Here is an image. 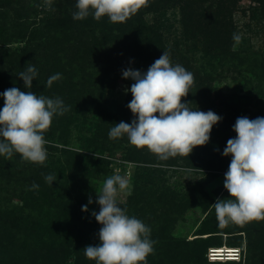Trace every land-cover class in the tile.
<instances>
[{
  "label": "trees",
  "instance_id": "1",
  "mask_svg": "<svg viewBox=\"0 0 264 264\" xmlns=\"http://www.w3.org/2000/svg\"><path fill=\"white\" fill-rule=\"evenodd\" d=\"M235 1L146 0V3L141 4L126 22L112 23L106 16L97 21L90 14L88 21L82 20V23L79 24L77 23L79 20L74 19H72L73 23H65L63 18L57 15L55 9L50 11L51 13L49 12L47 17L43 16L38 20L36 15L40 11L45 12L46 9L38 10L39 3L31 5L29 0H19L18 2L0 0V93L12 87L23 91L24 85L22 84L24 82L18 75L25 70L26 63L30 62L37 72H40L33 81V86L39 87L38 95H46L49 98L59 97L70 109L63 115V118L54 116L52 121L64 122L65 119H72V116L76 117L75 121H78L79 110L85 113L88 109H96L99 107V100L96 98L86 100L73 93L75 88L72 86L75 83L82 81L87 75L92 77L91 75L94 76V74H64L62 70L60 71L59 66L67 60V56L73 59L74 57L79 58L77 59L79 68L83 69L82 59H87L88 55L95 58L94 54H98L100 49L97 48L98 45L102 49H110L111 53L115 55L120 48L128 45L133 47L132 53L135 55L130 56L129 50H126L127 55L121 59L123 60L122 65L129 68L146 72L163 54V51L169 53L172 63L189 67L191 64L189 55L196 48V37H200V35L208 37L210 48L221 38L233 39L230 32L235 27L233 11ZM256 1L264 4V0ZM15 3H21V8H16L13 5ZM6 8L15 10V14L11 15ZM171 8H177L178 12L169 13ZM60 10L62 12V9ZM261 12L264 14V6L261 7ZM149 13H152L153 19L147 18ZM177 15L179 18H176ZM171 19L174 21L178 19L180 24L179 29L174 30L176 35L173 39L167 33L171 27L173 28ZM50 26H56L55 29H51V34H56V30H61V27L65 32V44L60 43L54 48L59 50L58 59L57 52L51 53L50 48L49 50L47 48L49 44L56 43V41H51V38L41 40L42 50L36 47L40 32ZM7 28H12L15 32L12 34ZM204 29L207 31L205 35L201 34ZM13 36L21 42L24 41L23 46L10 48L12 46L10 38ZM43 69L49 70V74H41ZM56 72L62 73V79L53 82L50 88L47 87L48 78ZM193 75L194 84L190 89L191 99H196L193 94L195 90H204V94H208L214 88L215 76L213 74ZM261 80L263 83L264 74H262ZM132 83L134 81L131 80L130 85ZM262 89H264L263 86L259 91L261 98L264 96ZM131 100L132 95L129 91L125 109L120 116L110 115L112 121L131 123L134 117L127 107ZM187 100L185 97L182 98V102ZM191 102L195 103L193 100ZM3 106L4 99L3 96H0V109ZM82 130L87 131V128L82 126ZM126 137L125 135L123 139ZM127 150V155L131 159L140 163L143 161V158H140L142 155L137 152L136 147H130ZM15 156L13 155L10 160L0 156V264H95V261L86 258L83 249L87 245L100 243L97 234L101 225L89 211H82V206L85 205L83 198L77 191H74L73 187L74 182L77 184L78 179L74 175V181L71 180L74 192L68 189L65 191L64 181L50 186L44 179L53 170L49 163H46L45 167H41L39 164L34 165V163L26 161L22 163ZM33 167L36 170H33ZM146 170H150V168L139 164L135 172L136 189L130 199L131 202L137 201V205L144 204L147 196L150 195L148 190L139 189L137 182V178L144 179ZM63 178L66 179L68 176L63 175ZM34 183L39 185L38 189L32 188ZM203 188L201 191L204 194L199 192L201 195L198 194L197 197L205 201L208 191L205 186ZM222 189V187H218L214 192L217 195ZM6 191L9 192L7 202L1 197ZM12 195L23 196V205H10L9 201ZM228 197L229 193L224 190L219 198ZM4 202L6 203L4 204ZM174 206L175 202L166 208L171 211L176 210V207L173 209ZM166 208L163 212L169 213ZM174 222L175 220H173V226ZM213 225L216 226V224ZM228 226L227 230L232 231L211 230L213 229L211 226L208 230L199 232L200 235L207 233L210 235L198 236L192 240L175 236L171 233L172 230L159 233L153 246L154 251L147 257V264H264V220H254L244 225L229 224ZM216 232H235L234 236H237L238 239L230 242L231 244L242 243V232L246 234L244 263H236L235 260H226L225 262L210 258L208 260V247L223 246V234ZM215 238H218V241Z\"/></svg>",
  "mask_w": 264,
  "mask_h": 264
},
{
  "label": "rangeland",
  "instance_id": "2",
  "mask_svg": "<svg viewBox=\"0 0 264 264\" xmlns=\"http://www.w3.org/2000/svg\"><path fill=\"white\" fill-rule=\"evenodd\" d=\"M15 1L18 2L19 0ZM29 1L31 5L42 4L38 6V10L46 8L45 12L40 11L36 15L37 19L43 16L47 17L48 13L55 9L57 15L61 16L65 23H73L75 20H72V17L76 11L77 0H52L50 6L46 0ZM13 5L16 8L22 6L21 3ZM233 5L235 27L230 32V36L233 37L234 33L240 35L241 42L235 44L233 39L221 38L210 48L208 37L205 38L200 35V37H196V48L189 55L191 64L189 67H184L193 74H213L215 76L214 88L208 94H204V90H195L193 94L196 99H191L192 92L190 90L188 96L185 97L188 100L184 103L190 102L189 107L193 110L198 109L204 112L211 110L222 117V120L213 126L209 142L204 146L194 148L188 157L177 156L168 160H160L147 148H144L137 149V152L142 155L140 158H143L144 161V163H142L143 161L140 163L127 155V149L134 147L129 143L127 137L126 139L123 137L119 139L109 138V130L114 124L119 123L116 120L112 121L111 116L115 114L120 116L125 109L129 94V91L126 92L125 90L130 89L131 86L130 79L122 78V70L129 67L122 65L123 60L121 58L127 55L126 50H129L130 56H134L133 47L126 45L124 48H120L115 55L111 53L110 49H102L98 45L97 48L100 49L98 54H94L96 55L95 58L88 55L87 59H82L83 69L79 68L77 60L79 58L74 57L73 59L67 56V60L61 64L62 66H59L60 71L62 70L64 74H94V76L91 75L92 77L87 75L82 81L75 83L72 86L75 88L73 93L86 100L98 99L99 107L88 109L85 113L79 110L78 121H75L76 117L74 116L72 119H65L64 122L52 121L51 127L45 132V139L48 141L45 146L47 159L40 166L45 167L49 163L50 167L53 168L50 174L55 175L57 179L52 185L64 181L65 191L67 189L71 192L77 191L91 213L92 211H99V205L95 201L97 191L101 189L103 182L116 173L126 176L130 181L131 194L121 193L118 197V204L127 209L129 216H135L151 229L150 238L155 242L156 236H159L157 234L170 230H172L173 235L187 240L210 235V233L200 235L199 232L208 230L211 226L213 228L211 230L232 231L227 230L228 225L225 227L219 225L216 214H214L215 209L212 210V204L225 190L223 187L224 174L227 172L231 161V156H223V150L228 139L236 136L232 129L238 117L246 116L249 119L264 117L262 116L264 115V96L261 98L259 93L261 87H264V81L262 83L261 80V76L264 74V14L261 12V7L264 4L256 0H236ZM6 9L10 11L11 15L15 14V10ZM176 11L178 12L177 8H171L169 13L174 14ZM147 18L153 19L152 13H149ZM176 18H179V15ZM82 20L88 21L89 16ZM82 20L77 23L81 24ZM171 22L173 28L171 27L167 33L173 39L176 35L174 30L179 29L180 24L178 19L177 21L171 19ZM55 28L56 26H50L40 32L36 47L42 50L40 47V45L43 46L41 40L51 38V41H56V43L54 45L49 44L47 48L48 50L50 48L51 53L56 51L58 59L59 50L54 48L60 43L64 45L66 37L62 27L61 30H56V34H51V29ZM7 29L12 34L15 32L12 28ZM206 32L204 29L201 34L205 35ZM10 39L12 41L10 48L21 47L24 44V41L21 42L14 36ZM41 74H49V70L43 69ZM60 74L62 73L60 72ZM22 88L23 91L28 90L24 86ZM37 89L39 87L33 86L30 91L38 95ZM82 126L87 128V131L82 130ZM14 156L22 163L25 162L19 154H14ZM139 164L150 168V170L145 171L143 180L137 178L139 189L148 190L150 193L146 201L144 200L145 203L141 205H137V201L131 202L130 199L136 189L135 172ZM33 170L36 169L33 167ZM63 175H67L68 178L64 179ZM74 175L78 181H76L77 184L74 182L75 190L73 191L71 180L74 181ZM204 186L209 193L206 192L207 198L202 201V198H198L197 195L202 192ZM218 187L223 189L216 195L214 191ZM202 193L204 194V192ZM169 196L171 197L169 198ZM1 197L7 202L9 192L6 191ZM89 197L93 200L92 204L88 203ZM65 198L68 199L67 196ZM23 200V196L12 195L9 203L12 206H20L23 205ZM173 202H175L173 209L176 207V210L171 211L166 207ZM165 208L169 213L163 212ZM173 220H175L174 226ZM216 233L223 234V246L233 245L240 248L242 252L241 261H233L244 263L246 234L242 232V243L231 244L230 242L238 239L237 236H234L235 232ZM215 239L218 241V238ZM210 249L212 248L208 247V260H210Z\"/></svg>",
  "mask_w": 264,
  "mask_h": 264
},
{
  "label": "clouds",
  "instance_id": "3",
  "mask_svg": "<svg viewBox=\"0 0 264 264\" xmlns=\"http://www.w3.org/2000/svg\"><path fill=\"white\" fill-rule=\"evenodd\" d=\"M46 3L50 6L52 0ZM145 3L146 0L140 4L127 0H77L73 19L82 20L91 14L97 21L106 16L112 23H123ZM233 40L239 44L241 36L234 33ZM37 75V69L28 62L18 75L28 90L12 87L0 93L4 99L0 109V156L10 160L19 154L23 161L43 165L48 143L44 134L54 116H63L70 109L59 97L30 91ZM122 78L134 81L125 90L132 95L127 107L134 118L131 123L114 124L109 138L126 135L131 145L147 148L160 160L188 157L194 148L209 142L213 126L222 120L211 110H193L190 102H182L194 84V75L182 65H174L167 51L146 72L127 68L122 70ZM60 79V73L51 75L46 86L50 88ZM232 130L236 136L228 139L223 150V156H231L223 182L229 197H218L212 204L221 227L264 220V117H238ZM44 179L52 186L57 177L48 174ZM38 187L32 185L33 189ZM121 193L131 194V185L126 176L118 173L108 177L97 191L99 212L92 211L91 215L101 225L97 234L100 243L83 249L86 258L95 264H147V257L154 251L156 242L150 238L151 229L119 206ZM88 203H93L91 197ZM82 211L88 212V206L83 205ZM226 247L236 249L239 256L235 255V260H240V248Z\"/></svg>",
  "mask_w": 264,
  "mask_h": 264
},
{
  "label": "bare ground",
  "instance_id": "4",
  "mask_svg": "<svg viewBox=\"0 0 264 264\" xmlns=\"http://www.w3.org/2000/svg\"><path fill=\"white\" fill-rule=\"evenodd\" d=\"M233 250L234 249H227L226 246L225 247L224 246L217 247V249H214L213 251H216L215 254H218L219 256L214 257L212 259L213 260H223V261H226V260H235V259H237L236 257H234V258H226V257H223L222 256V254L224 253V251H233Z\"/></svg>",
  "mask_w": 264,
  "mask_h": 264
},
{
  "label": "built area",
  "instance_id": "5",
  "mask_svg": "<svg viewBox=\"0 0 264 264\" xmlns=\"http://www.w3.org/2000/svg\"><path fill=\"white\" fill-rule=\"evenodd\" d=\"M214 249H217V248H212L211 250H210V258L212 259V258H214V257H217V254H215V252L216 251H213ZM235 252H237V251H235ZM236 256H239V254L237 255V254H235Z\"/></svg>",
  "mask_w": 264,
  "mask_h": 264
},
{
  "label": "snow or ice",
  "instance_id": "6",
  "mask_svg": "<svg viewBox=\"0 0 264 264\" xmlns=\"http://www.w3.org/2000/svg\"><path fill=\"white\" fill-rule=\"evenodd\" d=\"M128 3H135V4H140L143 2V0H127Z\"/></svg>",
  "mask_w": 264,
  "mask_h": 264
}]
</instances>
